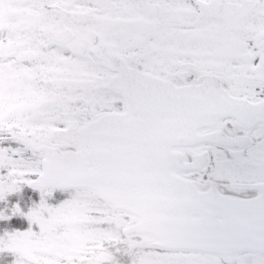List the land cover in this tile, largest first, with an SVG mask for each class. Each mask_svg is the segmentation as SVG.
Segmentation results:
<instances>
[{
	"label": "snow or ice",
	"instance_id": "6c2138e0",
	"mask_svg": "<svg viewBox=\"0 0 264 264\" xmlns=\"http://www.w3.org/2000/svg\"><path fill=\"white\" fill-rule=\"evenodd\" d=\"M0 264H264V0H0Z\"/></svg>",
	"mask_w": 264,
	"mask_h": 264
},
{
	"label": "rangeland",
	"instance_id": "374dc122",
	"mask_svg": "<svg viewBox=\"0 0 264 264\" xmlns=\"http://www.w3.org/2000/svg\"><path fill=\"white\" fill-rule=\"evenodd\" d=\"M14 223H20V221L19 220H16V221H14Z\"/></svg>",
	"mask_w": 264,
	"mask_h": 264
}]
</instances>
